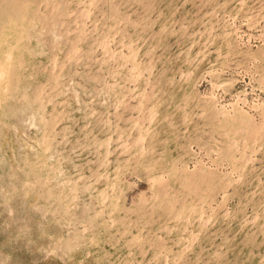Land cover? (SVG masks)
Wrapping results in <instances>:
<instances>
[{
    "label": "rangeland",
    "instance_id": "374dc122",
    "mask_svg": "<svg viewBox=\"0 0 264 264\" xmlns=\"http://www.w3.org/2000/svg\"><path fill=\"white\" fill-rule=\"evenodd\" d=\"M0 264H264V0H0Z\"/></svg>",
    "mask_w": 264,
    "mask_h": 264
}]
</instances>
